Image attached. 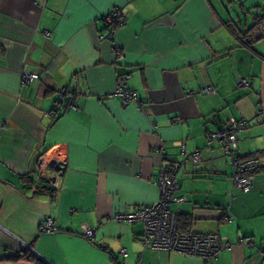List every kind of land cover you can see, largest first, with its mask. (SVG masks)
<instances>
[{
	"label": "crops",
	"instance_id": "obj_1",
	"mask_svg": "<svg viewBox=\"0 0 264 264\" xmlns=\"http://www.w3.org/2000/svg\"><path fill=\"white\" fill-rule=\"evenodd\" d=\"M116 6L125 20L109 36L102 18ZM228 20L220 0H0V264H202L144 249L142 223L111 219L156 202L171 163L180 229L230 240L213 264H264V45L241 46ZM121 74L140 109L114 95ZM62 87L73 106L53 119ZM231 119L245 121L235 155L259 160L246 193L221 143H208Z\"/></svg>",
	"mask_w": 264,
	"mask_h": 264
},
{
	"label": "built area",
	"instance_id": "obj_2",
	"mask_svg": "<svg viewBox=\"0 0 264 264\" xmlns=\"http://www.w3.org/2000/svg\"><path fill=\"white\" fill-rule=\"evenodd\" d=\"M102 19L108 28L109 36H111L115 29L124 23L125 17L119 7L116 6L105 14ZM114 56L115 60H120L123 58V53L115 49ZM128 77V74L117 76L114 95L120 98L122 105L135 103L140 109V101L136 92L130 90L126 85ZM32 78H36V75L29 73H24L23 75V80L25 81ZM242 83L248 84L245 79H243ZM72 96L71 90L66 87L60 88L58 96L52 104V110H59L60 105L65 103L67 104L66 108L72 107ZM256 122L264 123V111L258 112ZM243 127H245V121L231 119L226 127L219 131L213 130L208 133V143L210 144L212 141L221 143L223 151L231 157L234 165L232 185L240 192L246 193L251 190L254 173L260 165L256 157L239 158L234 153L237 148V135L235 132ZM180 145L182 152H185L184 144L180 142ZM52 159L55 169L63 166L64 161L59 156L54 155ZM187 159L193 165L198 166L201 159L200 151L191 152ZM43 161H45L44 158L39 161V167L43 165ZM46 169L47 167L45 171ZM178 169L179 163H171L160 167L156 181L159 199L156 202L135 206L131 210H122L113 214L111 219L118 222L142 223L143 230L139 235V240L144 249L192 256L199 258L202 264H213L218 259L220 252L229 250L232 244L227 237L221 236L217 232L183 233L177 229V215L171 210L170 205L184 199L178 193L179 185L176 179ZM55 177L56 179H53L51 185L56 187L58 181L56 171ZM40 228L44 233H52L56 229L50 217H46L41 222ZM82 234L87 238H91L94 230L87 224H83ZM119 253L123 257L127 255V251L124 248H120Z\"/></svg>",
	"mask_w": 264,
	"mask_h": 264
},
{
	"label": "rangeland",
	"instance_id": "obj_3",
	"mask_svg": "<svg viewBox=\"0 0 264 264\" xmlns=\"http://www.w3.org/2000/svg\"><path fill=\"white\" fill-rule=\"evenodd\" d=\"M214 1V0H213ZM225 6L227 15L243 30L254 25V17L264 15V0H220ZM257 44L255 48L264 45V26L259 25L256 31ZM163 252V251H162Z\"/></svg>",
	"mask_w": 264,
	"mask_h": 264
},
{
	"label": "trees",
	"instance_id": "obj_4",
	"mask_svg": "<svg viewBox=\"0 0 264 264\" xmlns=\"http://www.w3.org/2000/svg\"><path fill=\"white\" fill-rule=\"evenodd\" d=\"M254 25L252 27H248L246 29H242L240 27H238L234 21L232 20H228L226 22V26L228 28V31L234 36V38L240 43L241 46H244V47H252L253 43H255L259 38L257 37V33L256 31L258 30V23L260 22H264V15H262L261 17H258V16H255L254 17ZM75 92L72 91V94H74ZM67 100V99H66ZM67 107V104H61L60 105V108L59 110H55V111H51V114L53 116V119H55L54 117H57L58 115H60L63 110ZM250 157V156H248ZM248 157H242V158H248ZM240 158V157H239ZM53 194H54V191L52 190ZM179 216H177V229L180 231L181 227L179 225ZM184 224L188 225V222H184ZM180 232H183V233H187L186 231H183L181 230ZM18 257H27L29 259H32V260H36L35 257H33L31 254H29V252H25V253H19L17 254ZM115 258H113V264H118L116 260H114Z\"/></svg>",
	"mask_w": 264,
	"mask_h": 264
},
{
	"label": "water",
	"instance_id": "obj_5",
	"mask_svg": "<svg viewBox=\"0 0 264 264\" xmlns=\"http://www.w3.org/2000/svg\"><path fill=\"white\" fill-rule=\"evenodd\" d=\"M44 178V177H43Z\"/></svg>",
	"mask_w": 264,
	"mask_h": 264
}]
</instances>
